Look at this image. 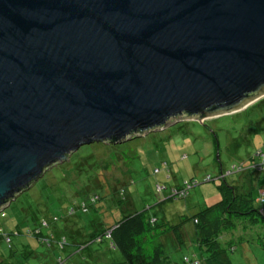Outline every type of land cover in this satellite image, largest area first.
<instances>
[{"label": "water", "instance_id": "1", "mask_svg": "<svg viewBox=\"0 0 264 264\" xmlns=\"http://www.w3.org/2000/svg\"><path fill=\"white\" fill-rule=\"evenodd\" d=\"M262 94L264 0H0V211L82 146Z\"/></svg>", "mask_w": 264, "mask_h": 264}, {"label": "rangeland", "instance_id": "2", "mask_svg": "<svg viewBox=\"0 0 264 264\" xmlns=\"http://www.w3.org/2000/svg\"><path fill=\"white\" fill-rule=\"evenodd\" d=\"M262 99L264 94L234 111L203 120L179 119L118 144L100 142L82 146L67 160L45 170L28 190L10 201L3 211L5 217H0V229L32 231L42 220L49 221L56 216L59 218L56 226L62 235L70 243L80 245L90 240L91 230L101 231L126 215L144 211L146 216H154L159 222L167 221L169 225L187 219L179 229V237L169 233L162 238L169 264H182L184 257L202 263L192 217L220 200L217 186L222 183L221 175L228 184L240 179L241 173L230 176L226 173L232 166L246 163L255 151L264 152V106L257 105L244 112L245 107ZM207 176L213 181L203 182ZM191 180L200 184L192 188L187 197L168 200L173 188H180ZM99 187L108 191V195L90 206L88 214L75 213L65 218L73 202L79 204L89 194L97 198L96 195L102 193ZM124 190V201L119 205L117 201L122 199ZM84 217L87 222H79ZM89 221L94 224L93 228L88 225ZM52 227L51 224L42 229V234ZM236 233L240 235V228ZM11 239V248L0 240V260H4L1 264H41L51 258V251L28 234ZM25 248L40 258L32 256L24 260ZM60 253L63 256L66 251ZM228 256L232 264H264V251L255 245H237ZM75 258L81 260L80 264L123 261L120 253L109 247L108 241L91 243Z\"/></svg>", "mask_w": 264, "mask_h": 264}, {"label": "trees", "instance_id": "3", "mask_svg": "<svg viewBox=\"0 0 264 264\" xmlns=\"http://www.w3.org/2000/svg\"><path fill=\"white\" fill-rule=\"evenodd\" d=\"M257 105L264 106V99L255 102L251 107L248 106L244 109V112ZM262 114L264 115V110ZM258 151L263 152L262 150ZM258 151L249 156L246 163L243 162L238 166H234L229 171L230 174H226L230 176L235 173H241L240 179H233L228 184L225 181V176L221 175L220 180L222 183L217 186L220 200L192 217L195 227V241L199 251L202 253V263L195 258H184H187L189 261L191 260V262L197 261L199 264H232L228 253L234 251L237 245H255L264 251V172H259L254 168L261 158L260 156H256ZM164 167H166V164ZM93 174L97 175L96 172H92ZM209 178V181H213L210 176ZM192 182L193 180L187 183ZM99 188L102 193L100 195L95 194L98 196L97 198L89 194L79 204L73 202L72 206L66 211L65 218H70L75 213L83 214V216L88 214L90 206H95L100 199L108 195V191L103 190L102 187ZM125 193L124 190V193L120 196L122 199L118 200L117 204L121 205L123 203V195ZM94 198H96L95 201L91 202V199ZM176 198L182 199V197L171 195L168 200ZM261 198L263 199L262 203L260 202ZM84 204L86 206L85 212L81 209V206ZM3 211L4 209L1 211V218L5 217ZM2 214L4 215L3 217L1 216ZM186 220L183 218L179 224L169 225L167 221L159 222L154 216H146L144 211L134 212L120 218L111 224V226H107L101 231L91 230V234L89 235L91 237L90 240L77 245L70 243L62 235L61 230H59L60 228L56 226L59 218L54 216L49 221L42 220L32 231H28L27 229L26 231H22L20 228L6 232L0 229L2 231L0 233V240L5 242V238H8L9 243H5L11 248V238L13 236L20 237L28 234L30 238L35 239L40 245L51 251V258L45 259L41 264H57L58 258L64 264H78L81 260L78 259L77 261L76 255H79L91 243L100 244L103 241H108L109 247L120 253L123 261L116 264H169L168 257L164 253L162 238L169 233L179 237V229ZM79 222H87V219L84 217V220H80ZM43 223L45 224L43 225ZM51 224L53 226L52 229L43 235L42 229L49 228ZM88 225L90 228L94 227L91 221L88 222ZM239 228L241 233H239L240 235H236ZM70 248L71 250L67 251ZM28 249L25 248L22 251L24 252V260L32 256L38 257L33 251H27ZM62 251H66V253L60 256V252ZM3 261L0 260V264ZM182 264H184L183 261Z\"/></svg>", "mask_w": 264, "mask_h": 264}, {"label": "built area", "instance_id": "4", "mask_svg": "<svg viewBox=\"0 0 264 264\" xmlns=\"http://www.w3.org/2000/svg\"><path fill=\"white\" fill-rule=\"evenodd\" d=\"M205 118H201L200 120H203ZM256 156H260V161L254 166V168L257 169V171L259 172H264V154L263 152H260L258 151L256 153ZM232 168H234V166H232ZM226 174H230V172L228 171ZM210 180L209 176L206 177V179L204 180L205 182H208ZM199 183L194 181L192 183H187V182H184L183 183V186H181L179 189L178 188H173L172 190V196H176V197H182V198H185L187 197L188 195V191L190 189H192L193 187L197 186ZM157 189L158 191L161 190V188L159 186H157ZM262 195V193H261ZM171 196V195H170ZM96 198L94 199H91V202H94ZM260 202L262 203L263 202V199L261 198L260 199ZM81 209L83 212L86 211V206L85 204L81 206ZM0 214H1V211H0ZM2 217L4 216L3 214L1 215ZM45 223H43L44 225ZM0 233H2V231L0 230ZM108 237V235H107ZM5 242L8 244L9 243V239L8 238H5ZM183 262L184 264H199L197 261H193L191 262V260L189 261L187 258H184L183 259ZM57 264H64V262L62 260H60V258L57 259Z\"/></svg>", "mask_w": 264, "mask_h": 264}, {"label": "crops", "instance_id": "5", "mask_svg": "<svg viewBox=\"0 0 264 264\" xmlns=\"http://www.w3.org/2000/svg\"><path fill=\"white\" fill-rule=\"evenodd\" d=\"M69 250H71V248L70 249H67V251H69ZM69 254H72V253H69ZM77 261H78V259H77ZM80 263H81V261L78 262V264H80Z\"/></svg>", "mask_w": 264, "mask_h": 264}, {"label": "clouds", "instance_id": "6", "mask_svg": "<svg viewBox=\"0 0 264 264\" xmlns=\"http://www.w3.org/2000/svg\"><path fill=\"white\" fill-rule=\"evenodd\" d=\"M246 109V108H245Z\"/></svg>", "mask_w": 264, "mask_h": 264}]
</instances>
